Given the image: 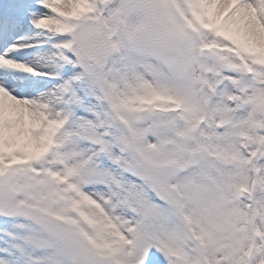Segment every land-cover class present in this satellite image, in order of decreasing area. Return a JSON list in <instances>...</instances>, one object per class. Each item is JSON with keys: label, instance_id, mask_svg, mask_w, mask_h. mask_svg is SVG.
Here are the masks:
<instances>
[{"label": "snow or ice", "instance_id": "6c2138e0", "mask_svg": "<svg viewBox=\"0 0 264 264\" xmlns=\"http://www.w3.org/2000/svg\"><path fill=\"white\" fill-rule=\"evenodd\" d=\"M0 264H264V0H0Z\"/></svg>", "mask_w": 264, "mask_h": 264}]
</instances>
